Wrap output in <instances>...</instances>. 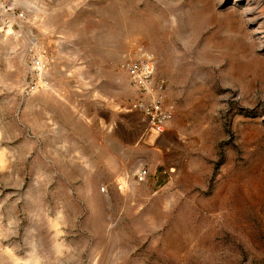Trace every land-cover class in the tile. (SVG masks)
<instances>
[{
  "label": "rangeland",
  "instance_id": "rangeland-1",
  "mask_svg": "<svg viewBox=\"0 0 264 264\" xmlns=\"http://www.w3.org/2000/svg\"><path fill=\"white\" fill-rule=\"evenodd\" d=\"M137 46L207 125L206 181L157 198L134 176L160 157L130 111ZM0 264H264V0H0Z\"/></svg>",
  "mask_w": 264,
  "mask_h": 264
},
{
  "label": "crops",
  "instance_id": "crops-1",
  "mask_svg": "<svg viewBox=\"0 0 264 264\" xmlns=\"http://www.w3.org/2000/svg\"><path fill=\"white\" fill-rule=\"evenodd\" d=\"M138 47H143L153 53L155 57L154 81L156 83L162 82L164 84V105L174 106V115L172 119L167 122L164 132L160 135L151 134L154 135V150L160 156L158 162L144 163L137 168L139 169L142 166H146L148 168L149 174L145 181L138 182L136 180V183L146 185L148 193H150L152 197L157 198L160 197L164 192L167 186L166 180L170 181L171 179H175V182L178 184H181V179H187L189 177L193 178L192 182L196 180L199 184H201L202 181H206L207 174L211 172L210 162L205 161L204 158L203 161H194L193 156L207 146V125L204 123L202 130L196 127V117L192 113L193 110L189 106L188 108L190 110L186 111L185 113L183 112L182 99L184 94L181 90V84H179V82L175 79L174 73L164 74L161 72L163 58L161 53L156 51L153 52L144 46H137L132 54L123 60L122 64L133 57ZM41 52L39 51V54ZM36 53H38V51ZM44 61L47 63V66L50 64L47 58H44ZM44 70L45 72L47 71V69ZM45 72L44 74H46ZM124 72L126 73L129 86L133 92L130 111L136 112L139 115V118L143 122L146 133V119L136 106L137 100L139 98L138 94L130 84V78L127 70L124 69ZM94 101L96 106H101V100ZM99 111H101V108H99ZM83 119L87 127H92L98 124V122L99 124L102 123L101 112L98 113V116L95 112L94 116H86ZM114 149L117 150V141H114ZM97 152L102 159L103 151L100 143ZM164 154L170 155L172 158H165ZM202 154L205 155L203 151ZM113 159L115 161V158H112V161ZM162 169L163 171L169 170V172L167 174H163V171L161 173Z\"/></svg>",
  "mask_w": 264,
  "mask_h": 264
},
{
  "label": "built area",
  "instance_id": "built-area-1",
  "mask_svg": "<svg viewBox=\"0 0 264 264\" xmlns=\"http://www.w3.org/2000/svg\"><path fill=\"white\" fill-rule=\"evenodd\" d=\"M31 64L33 73H38L45 67L41 56H34ZM122 67L127 70L130 84L138 94L136 106L146 119V134L160 135L174 115V106L164 105V84L154 81L155 57L153 53L143 47H138L133 57L124 62ZM148 174V168L142 166L136 170L134 176L138 182H143Z\"/></svg>",
  "mask_w": 264,
  "mask_h": 264
},
{
  "label": "bare ground",
  "instance_id": "bare-ground-1",
  "mask_svg": "<svg viewBox=\"0 0 264 264\" xmlns=\"http://www.w3.org/2000/svg\"><path fill=\"white\" fill-rule=\"evenodd\" d=\"M138 22V21H137ZM119 29V28H118ZM113 30H115V29H113ZM82 32V31H81ZM111 32H109V34H110ZM110 36V35H109ZM151 40V39H150ZM156 46V45H155ZM151 50V49H150ZM157 64V63H156ZM43 75V73L41 72V76ZM106 152V151H105ZM106 154H107V152H106ZM86 174V173H85ZM94 179V178H93ZM95 180V179H94ZM95 185V184H94ZM94 188H96V187H94ZM95 197V196H94ZM93 197V198H94ZM98 204V203H97ZM91 205V204H90ZM100 209V208H99ZM99 212V211H98Z\"/></svg>",
  "mask_w": 264,
  "mask_h": 264
}]
</instances>
